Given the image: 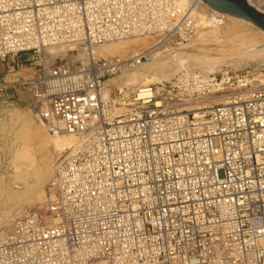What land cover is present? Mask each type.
Instances as JSON below:
<instances>
[{
    "label": "built area",
    "instance_id": "built-area-1",
    "mask_svg": "<svg viewBox=\"0 0 264 264\" xmlns=\"http://www.w3.org/2000/svg\"><path fill=\"white\" fill-rule=\"evenodd\" d=\"M200 3L0 0V62L34 67L0 90L78 140L57 160L46 212L0 236V264H264V72L183 73L104 96L140 59L100 50L188 44Z\"/></svg>",
    "mask_w": 264,
    "mask_h": 264
},
{
    "label": "bare ground",
    "instance_id": "bare-ground-1",
    "mask_svg": "<svg viewBox=\"0 0 264 264\" xmlns=\"http://www.w3.org/2000/svg\"><path fill=\"white\" fill-rule=\"evenodd\" d=\"M183 2L184 1H182V3ZM248 2L260 12H264V0H248ZM202 4L203 5L200 3L199 5L202 8L199 11L198 19L195 20L198 24V31L190 42L194 47L191 50L187 49L184 45H180L177 46L178 48L174 46V48L177 49H166L168 51L165 50V52H163L158 50L159 47H157L154 42H151L152 39L150 38H132L119 41L100 50V54L106 57H126L128 59H134V61L135 59H140L138 65H134L132 69H128L123 74L110 79L104 96L109 97L113 89H122L124 87L137 88L158 82L161 83L163 80H169L174 74L182 70L185 71L184 74H197L196 71H199L204 75H209L217 70L223 73L222 67L227 64H231L234 68L238 69L239 67L248 64L250 61H255L258 64L264 63L263 30L249 21L213 9L205 3L204 0ZM140 39H144L145 41ZM207 42L215 45L206 48H204L205 46L202 48L198 45V43L202 45ZM197 47L200 49L196 50L195 48ZM16 117L19 119L17 115H14V118ZM41 128L49 136L54 138L51 145L60 152H65L68 148L78 144V140L73 136H53L43 125ZM27 132V128L23 127L19 133L20 138L28 135ZM36 135V143L39 145L38 151L42 152L47 143L39 131ZM44 152L45 151H43V153ZM64 152H62V154ZM19 156L20 161H17V168H25L27 171H30V176L37 180L38 183L36 184L37 186L35 185L36 187H29L28 180L22 183L26 186L24 194L21 193V196L16 194L14 197L19 201V205H17L18 207L25 203H33L39 198V191L41 190L40 187L42 183V181L35 177L36 174L34 173V169H32V163L34 160H32L30 154L24 151L23 153L20 152ZM49 175V172L46 173V178H48ZM43 176L45 178V175ZM3 196L4 194L0 195V197ZM7 214L10 213L8 212L4 215ZM1 223L2 221L0 219V224Z\"/></svg>",
    "mask_w": 264,
    "mask_h": 264
},
{
    "label": "rangeland",
    "instance_id": "rangeland-1",
    "mask_svg": "<svg viewBox=\"0 0 264 264\" xmlns=\"http://www.w3.org/2000/svg\"><path fill=\"white\" fill-rule=\"evenodd\" d=\"M144 39H140V40L145 41ZM198 45L202 48L205 46L204 48H206L208 46H214L215 44H211L207 42L206 44H202V45L198 43ZM184 46L190 50L194 48L190 43L185 44ZM177 48H174V46L173 47L163 46V47H159L158 50L165 52L166 49L169 50V49H177ZM195 49L198 50L200 48L197 47ZM23 58L24 56H21L18 59L15 58L14 61L10 59L5 62H0V84H3L4 81L5 82L15 81L16 79H20V77H25L26 75L34 74V67L31 66L30 64L22 63ZM222 70L223 72L226 71L264 72V63L258 64L255 61H250L248 64L243 65L238 69L234 68V66L231 64H227L226 66L222 67ZM190 72H195V71H190ZM196 72L201 73L199 71ZM183 73H185V71L183 70L179 71L176 74H174V76L169 78V80ZM216 73H222V72H219L217 70L211 74H216ZM169 80L167 79L163 81H169ZM116 90L117 89H113L111 93H114ZM14 115H17L19 119L17 117L14 118ZM23 127L27 128L28 135H25L24 137L22 136L20 138L19 133ZM41 127L42 125L37 120L35 111L26 96L18 93V91L14 90V88H8L7 90H0V195L4 194L3 197H0V219L2 221V223L0 224V236L10 228L12 221L16 217L22 215L29 209L30 210L39 209L42 213L46 212V207L48 204V200L50 198V192H49L50 183L55 172V166L58 158L62 155V152L64 151L60 152L57 149H55L53 145H51L52 140L54 138L49 136ZM31 130H33L34 132ZM38 131L39 133H41V136L45 138L44 140L47 143L43 150L45 151L44 153L43 151L42 152L38 151L39 145L36 143L37 141L36 134L38 133ZM24 151L29 153L32 160H34L32 163L33 164L32 169H34V173L36 174L35 177L38 180L42 181V183L40 187L41 190L39 191V198L35 200L36 202L34 201L33 203H27V204L25 203L24 205L18 207L17 205H19V201L17 198L14 197L16 194L18 196H21V193L24 194V191L26 190L25 189L26 186H24L22 183L28 180L29 187H34L38 183L37 180H35L30 176V171H27L25 168L23 169L17 168V161L18 162L20 161L19 154L20 152L23 153ZM33 166L36 167L34 168ZM47 170L50 173L48 178H46V173H48ZM43 175H45V178ZM21 179L23 180V182ZM8 212L10 213L7 214L8 216L4 215Z\"/></svg>",
    "mask_w": 264,
    "mask_h": 264
},
{
    "label": "water",
    "instance_id": "water-1",
    "mask_svg": "<svg viewBox=\"0 0 264 264\" xmlns=\"http://www.w3.org/2000/svg\"><path fill=\"white\" fill-rule=\"evenodd\" d=\"M213 9L244 19L264 31V14L250 5L248 0H204Z\"/></svg>",
    "mask_w": 264,
    "mask_h": 264
}]
</instances>
